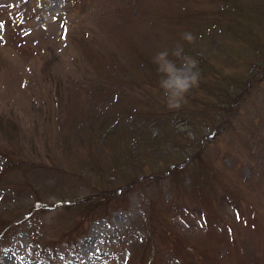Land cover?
<instances>
[{
  "label": "rangeland",
  "instance_id": "rangeland-1",
  "mask_svg": "<svg viewBox=\"0 0 264 264\" xmlns=\"http://www.w3.org/2000/svg\"><path fill=\"white\" fill-rule=\"evenodd\" d=\"M10 1L0 264H264V0ZM180 44L201 79L170 110Z\"/></svg>",
  "mask_w": 264,
  "mask_h": 264
},
{
  "label": "clouds",
  "instance_id": "clouds-1",
  "mask_svg": "<svg viewBox=\"0 0 264 264\" xmlns=\"http://www.w3.org/2000/svg\"><path fill=\"white\" fill-rule=\"evenodd\" d=\"M182 38L188 43H193L196 39L190 32L183 33ZM170 56L175 59H170ZM152 63L160 76L159 88L168 109H179L189 92L199 86L201 73L198 61L184 54V47L180 44L173 48L171 53L168 50L157 52L152 58Z\"/></svg>",
  "mask_w": 264,
  "mask_h": 264
},
{
  "label": "trees",
  "instance_id": "trees-1",
  "mask_svg": "<svg viewBox=\"0 0 264 264\" xmlns=\"http://www.w3.org/2000/svg\"><path fill=\"white\" fill-rule=\"evenodd\" d=\"M17 31H18V29H17ZM21 41H23V42H25L22 38H21ZM21 43V42H20ZM24 45V44H23ZM228 95H227V93L224 95V97H227ZM242 97V95L239 97V98H241ZM9 100H10V98H9ZM18 101V100H17ZM2 102V99H0V103ZM14 103L16 102V100H14L13 101ZM9 103V102H8ZM16 104V103H15ZM208 107V106H207ZM39 111H40V109H39ZM2 114H5V115H0V140H1V143H0V152L3 154V156L6 158V162L5 163H12V162H15V163H17L19 160H17L16 158L15 159H13V157L9 154V153H5L6 151H7V149L8 148H6V146H5V144H4V142H3V139H2V137L3 138H6L7 137V133H6V131H5V128H9L10 129V121L9 120H11L10 118H9V116H10V114H8V113H6L5 111H4V109H2ZM38 112V111H37ZM14 116V118H16L17 119V117H15V115H13ZM208 118V117H207ZM20 120V119H19ZM18 120V121H19ZM37 128V127H36ZM218 128V127H217ZM17 160V161H16ZM113 160H115V164H119L120 165V158H115V159H113ZM21 161H19V163H20ZM12 165V164H11ZM4 168V167H3ZM0 172H2V171H0ZM140 179V176L138 177V176H136V178H134V177H132V179H131V183H128V185L129 184H133L134 182H136V181H138ZM120 193V192H119ZM34 208V207H33ZM37 209V208H36ZM33 211H35V209H32V211H31V213L30 214H32L33 213ZM40 211H42V210H40ZM29 214V213H28ZM29 216V215H28ZM152 217H153V215H151V216H149L148 218H146L145 220H144V223L147 221V219L149 220V221H151V219H152ZM16 222V224H15V226L18 224V222L17 221H15ZM20 222H22V221H20ZM13 227V225H11V220H2V221H0V242L1 241H3V240H6V236H7V233H8V231H9V227ZM165 231V230H164ZM141 240H142V242L144 243V240H143V238H141ZM149 264H152V262L151 261H149Z\"/></svg>",
  "mask_w": 264,
  "mask_h": 264
}]
</instances>
